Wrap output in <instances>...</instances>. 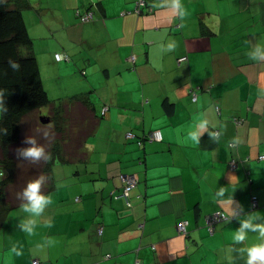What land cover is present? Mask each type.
<instances>
[{
	"label": "crops",
	"instance_id": "crops-1",
	"mask_svg": "<svg viewBox=\"0 0 264 264\" xmlns=\"http://www.w3.org/2000/svg\"><path fill=\"white\" fill-rule=\"evenodd\" d=\"M19 1L36 61L34 40L51 41L44 68L56 77L67 72L62 102L68 110L72 97L84 98L68 113L87 115L79 130L92 128L71 155L52 156L42 195L53 203L39 217L20 205L7 211L0 264H246L247 253L237 250L260 243L258 234L234 244L232 232L253 212L261 215L254 223H264V61L247 55L264 45V0H181L183 21L171 0H147L140 13L136 0ZM87 11L92 19L79 21ZM170 41L177 47L165 52ZM60 51L66 63L54 58ZM42 81L53 103L59 95ZM37 112L49 116L50 107ZM200 119L223 131L218 143L207 132L198 145L190 140ZM155 130L160 141L148 139ZM122 174L136 176L128 205ZM231 195L244 210L233 203L237 218L210 233L206 217L230 216ZM29 219L31 237L18 227ZM182 219L185 236L176 229ZM17 243L19 257L11 252Z\"/></svg>",
	"mask_w": 264,
	"mask_h": 264
},
{
	"label": "trees",
	"instance_id": "trees-1",
	"mask_svg": "<svg viewBox=\"0 0 264 264\" xmlns=\"http://www.w3.org/2000/svg\"><path fill=\"white\" fill-rule=\"evenodd\" d=\"M22 6L23 3L19 0L13 4L7 0H0V90H2L0 96L3 97L7 108V112L0 115V224L9 209L26 203L22 197V189L29 180L21 179L17 186L15 185L17 163L14 158V150L22 147L19 144L23 138V120L44 106L50 107L51 114L40 116L39 122L43 124L40 120L41 117L48 119V124L50 123V127H52L50 132L62 135L60 139L54 136L48 152L51 159L53 155L61 157L63 149H65L63 153L65 156L71 155L72 150L92 128V123L90 125L88 123L89 127L76 131L78 132L76 134L73 131H66L68 119L74 118L72 119L76 122L74 126L77 123L81 126L82 121L86 119L87 115L82 118L68 113L71 104L78 103L84 107L85 100L80 96H74L70 99L71 104L68 110L65 104L63 107H53L42 84L38 64L31 49L32 39L23 20ZM9 59L19 65L18 70H13L10 67ZM85 108L87 109L86 106ZM23 159L26 163L29 162V160ZM51 159L47 163L43 158L39 161L41 165L37 169L36 177L44 175V179L48 180H42L41 194H44L50 186L48 173ZM29 165L34 164L29 162L28 167ZM18 192L21 193L19 199L16 195Z\"/></svg>",
	"mask_w": 264,
	"mask_h": 264
},
{
	"label": "clouds",
	"instance_id": "clouds-1",
	"mask_svg": "<svg viewBox=\"0 0 264 264\" xmlns=\"http://www.w3.org/2000/svg\"><path fill=\"white\" fill-rule=\"evenodd\" d=\"M171 9L173 15H178L180 20L183 21L184 18L188 15V12L184 5L181 3V0H171ZM183 27V24L180 25ZM164 47L165 52L175 51L177 44L175 41H170L167 46ZM248 58L252 61H264V45L256 44L252 50L247 54ZM9 65L13 70H18L19 65L9 59ZM2 91V90H0ZM7 112V108L3 101V97L0 96V115H4ZM207 132L208 137L214 143H218L220 137L223 135V131H210L209 122L207 119H200L195 124L192 130L188 133L190 140L198 145L200 143V138L203 134ZM24 143L31 145L26 148H18L14 150V155L16 157H24L29 160V162L35 164L40 161L42 158L45 163L51 159L50 153H45V148L42 145H38L36 139L27 136L25 137ZM44 179V176L41 175L34 180L27 182L26 186L22 189V197L26 203L20 204V209L24 213L31 214L32 217H39L45 210L46 206L53 203L51 196L42 195L40 192L41 182ZM224 189L220 188L216 195L218 197H224ZM17 199L20 198L21 193L18 192ZM227 202L230 205V216L223 217L226 222H229V218H237L236 209L232 207V204L235 203L239 206V210L242 212L244 206L238 201H235L232 195L227 198ZM261 219L259 212H253L247 216L246 219L240 220L239 228L235 229L232 232V242L234 244H239L247 239V234L249 231L257 233L258 239L261 241L258 244H253L251 246L238 249L237 251L247 253L246 264H264V223H254L255 220ZM47 227H53L52 223L49 222ZM20 231L24 232L27 236L31 237L35 235V220L29 219L27 221H21L18 225ZM53 243H56L55 238H49ZM18 244V246H17ZM14 244L11 248V252L14 253L17 257L23 255V245Z\"/></svg>",
	"mask_w": 264,
	"mask_h": 264
},
{
	"label": "rangeland",
	"instance_id": "rangeland-1",
	"mask_svg": "<svg viewBox=\"0 0 264 264\" xmlns=\"http://www.w3.org/2000/svg\"><path fill=\"white\" fill-rule=\"evenodd\" d=\"M79 19V18H78ZM80 21V19H79ZM26 23L27 26H31L30 25V20L29 18L26 19ZM48 45H53V43L47 39H43V40H34V47H35V51L37 53V59L39 62L38 68L40 66L41 69V76L44 80V84L45 86H50L55 88L54 91L57 92V95H59V98L61 99H56L55 101H53V103H56L58 106L63 107V100H64V95L67 94L68 92L64 91V88H68L67 87V83L66 82V75L67 72H64L63 76L58 75L59 77H56L57 75L54 74V72H50L46 67L44 68V48ZM35 53V55H36ZM57 53H61L64 55L63 52H57ZM57 61V60H56ZM58 62H62V63H66V61L62 60V61H58ZM40 76V77H41ZM41 78V80H42ZM43 84V81H42ZM73 88V86H72ZM53 91V92H54ZM62 91V93H61ZM49 98V97H48ZM51 114V112H50ZM65 114V113H63ZM42 116H47V115H42ZM67 132H71V131H78L81 126L77 123L76 126H74V123H76L74 120L72 119H68L67 120ZM50 129H52V127H50V124H41L39 122L38 119V112L35 111L33 114H31L29 117L25 118L22 122V141L19 145H21V148H26V147H30L31 145L24 143L25 137L27 136H31L33 138L36 139V142L38 145H42L45 148V152H49L51 143L54 140V136L58 137L59 139L61 138V136L59 135H55L54 133L50 132ZM73 129V130H72ZM65 131V132H66ZM60 144H62V142H60ZM15 161L17 163V168H16V177H15V181H17L15 183V185L17 186V183H19L22 180H26V181H30V180H34L36 179V174H37V169L39 168V166L41 165V163L38 161L37 163H35L34 165H29V162H25L24 161V157H16L14 155ZM44 176V175H43ZM36 177V178H35ZM45 181H47L46 179H44ZM23 184V183H22ZM20 185V184H18Z\"/></svg>",
	"mask_w": 264,
	"mask_h": 264
},
{
	"label": "built area",
	"instance_id": "built-area-1",
	"mask_svg": "<svg viewBox=\"0 0 264 264\" xmlns=\"http://www.w3.org/2000/svg\"><path fill=\"white\" fill-rule=\"evenodd\" d=\"M146 4H147V0H136L134 11L136 13H140L141 8L146 6ZM78 16H79L80 21L85 23V22H88L92 19V12L87 11L85 13L78 14ZM54 58L57 61H60L62 59H68L66 54L63 55L61 53H55ZM130 59L133 61L134 56H132ZM185 59H186V57H181L179 60L181 61V60H185ZM104 111H105V109L102 111L103 114H104ZM126 136L131 137L132 134L129 132L126 134ZM148 139L160 141L162 139L161 132L159 130L152 131L151 133H149ZM258 158L264 159V155H261ZM230 167L231 168L235 167L233 161L230 163ZM121 181L123 183L121 197L124 198V200L126 201V204L128 205L129 193H130L131 189L136 185V176L134 174H122L121 175ZM251 203H252L253 207L256 206V204H257L256 197H254V196L252 197ZM226 216H229V215H227L224 212H216V213H213V214L207 216L205 220H206V224L208 227V231L210 233H212L215 223L224 220L223 217H226ZM187 227H188V220H186V219H182L176 223V229L180 235L185 236L187 234V231H188ZM32 264H40V262L38 260H33Z\"/></svg>",
	"mask_w": 264,
	"mask_h": 264
},
{
	"label": "water",
	"instance_id": "water-1",
	"mask_svg": "<svg viewBox=\"0 0 264 264\" xmlns=\"http://www.w3.org/2000/svg\"><path fill=\"white\" fill-rule=\"evenodd\" d=\"M40 120H41L42 123H47L48 122V119H43L42 117H41Z\"/></svg>",
	"mask_w": 264,
	"mask_h": 264
}]
</instances>
